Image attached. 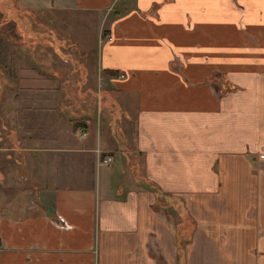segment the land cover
<instances>
[{"label": "crops", "instance_id": "1", "mask_svg": "<svg viewBox=\"0 0 264 264\" xmlns=\"http://www.w3.org/2000/svg\"><path fill=\"white\" fill-rule=\"evenodd\" d=\"M67 1L99 49L0 42V264H179L151 185L185 264H264V0Z\"/></svg>", "mask_w": 264, "mask_h": 264}, {"label": "rangeland", "instance_id": "2", "mask_svg": "<svg viewBox=\"0 0 264 264\" xmlns=\"http://www.w3.org/2000/svg\"><path fill=\"white\" fill-rule=\"evenodd\" d=\"M0 1L1 3L9 2L7 8L12 9L13 12L16 11V13L10 11L8 13L0 12V25L8 24L7 27L14 26L13 29L11 27L12 31H9L10 33L8 34L4 33L2 29L0 30V42H17L19 39L20 42L27 38L28 40L50 38L52 42L70 40L71 45L70 47L67 46L68 48L66 47L67 49L64 52L70 57L71 61H74V58H77L83 52L78 48L81 44H85V48L88 51H90V42H96L98 49L101 47L100 42L105 40L109 34L108 26L113 17V11L100 14L93 11H81L73 7V5L71 6L67 0L63 3H58L56 0ZM5 5L0 4L1 11L4 10ZM15 26H22L23 33L19 30L16 31ZM32 35H34L33 38L31 37ZM21 36H25V39L21 38ZM22 48L24 54L27 57H31L28 55L31 52L30 45L25 44ZM257 49L260 48L257 47ZM48 56L45 52L41 53L43 59ZM11 73L15 77L14 71L11 70ZM104 113L105 111L103 110ZM122 140L124 138L119 134L118 141L124 147L125 142ZM173 217L178 218V215H173Z\"/></svg>", "mask_w": 264, "mask_h": 264}, {"label": "trees", "instance_id": "3", "mask_svg": "<svg viewBox=\"0 0 264 264\" xmlns=\"http://www.w3.org/2000/svg\"><path fill=\"white\" fill-rule=\"evenodd\" d=\"M4 1V0H3ZM6 1V0H5ZM9 2L1 3L7 7ZM108 75H116L118 72H107ZM150 188L157 196V203L163 209H166L171 214L178 215L179 220L177 221L176 226V242L178 250L179 264H185V248L191 240V233L195 228V222L192 219L191 214L189 213L185 201L181 196H175L168 194L161 190L157 186L151 185Z\"/></svg>", "mask_w": 264, "mask_h": 264}, {"label": "built area", "instance_id": "4", "mask_svg": "<svg viewBox=\"0 0 264 264\" xmlns=\"http://www.w3.org/2000/svg\"><path fill=\"white\" fill-rule=\"evenodd\" d=\"M81 135L84 136L85 134L82 133ZM111 162H112V158H111V156H108V157H106V158L103 160V163H105V164H109V163H111Z\"/></svg>", "mask_w": 264, "mask_h": 264}]
</instances>
